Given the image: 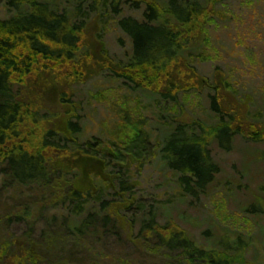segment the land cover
Returning a JSON list of instances; mask_svg holds the SVG:
<instances>
[{
	"label": "trees",
	"instance_id": "16d2710c",
	"mask_svg": "<svg viewBox=\"0 0 264 264\" xmlns=\"http://www.w3.org/2000/svg\"><path fill=\"white\" fill-rule=\"evenodd\" d=\"M3 1L13 12L0 15V264H261L252 257L259 252L254 239L225 228L203 244L171 220L163 201L168 189L179 202L209 194L221 172L210 144L229 151L238 136L264 142L262 114L238 117L227 88L211 86L217 123L165 118L167 132L161 127L154 145L152 134L126 122L87 137L70 95L104 75L167 103L200 91L201 75L182 58L180 42L199 39L214 15L210 1L222 0H73L66 11L64 0ZM127 6L144 8V19L126 16ZM90 23H112L129 39L126 62L90 38ZM28 88L37 93L23 96ZM55 91L48 107L41 98ZM150 152L168 175L160 174L158 190L145 195L127 164ZM83 169L99 176L95 189L76 187Z\"/></svg>",
	"mask_w": 264,
	"mask_h": 264
},
{
	"label": "rangeland",
	"instance_id": "374dc122",
	"mask_svg": "<svg viewBox=\"0 0 264 264\" xmlns=\"http://www.w3.org/2000/svg\"><path fill=\"white\" fill-rule=\"evenodd\" d=\"M201 2L207 4L206 0ZM72 6L73 0H64L60 10H70ZM208 9L214 15L201 37L188 44L180 42L183 46L180 52L182 58L201 75V90L183 93L173 104L142 91H127L122 81L112 80L108 75L75 86L70 95L78 105L87 137L103 135L107 125L112 123L126 122L143 127L146 133L152 134V144L158 145L160 139L157 140L156 135H162L161 130L167 132L161 123L166 119L190 126L215 125L217 117L211 110L214 94L211 86L224 85L227 88L228 94L232 95L230 102L240 114L238 117L247 114L253 119L262 114L264 118V0H222L217 4L210 1ZM124 10L126 16L140 20L146 15L144 8L137 12L127 6ZM11 12L0 0L1 17L10 16ZM170 20L172 25L175 19ZM105 26L101 28L96 23H90V38L93 36L101 40L102 50L116 60L126 62V55L131 54L129 39L112 23ZM180 38L184 37L181 35ZM46 83L42 81L39 88ZM35 93L28 88L22 95L31 97ZM57 95L55 91L49 97H42L41 101L50 107L52 104L47 100L54 99L56 102ZM225 108L230 110L228 105ZM209 148L214 162L221 169L211 192L199 200L179 202L178 197L168 189L163 203L171 210L169 217L191 231L203 244L207 238L221 235L225 228L237 230L259 245V252L253 251L252 257L264 264V142L257 143L238 136L229 151L221 148L216 141H212ZM152 154L150 152L143 162L130 157L127 164V168L134 171V180L141 182L145 195L158 190L160 174L168 175ZM97 166L101 168L99 164ZM99 172L104 175L102 170ZM98 177L91 170L83 169L76 179V187L81 190L95 189ZM253 206L260 208L259 213L246 212L248 209L252 211ZM18 230L16 226L15 231L20 234Z\"/></svg>",
	"mask_w": 264,
	"mask_h": 264
}]
</instances>
